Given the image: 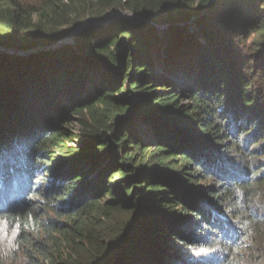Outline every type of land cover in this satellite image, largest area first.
Listing matches in <instances>:
<instances>
[{
    "label": "trees",
    "instance_id": "1",
    "mask_svg": "<svg viewBox=\"0 0 264 264\" xmlns=\"http://www.w3.org/2000/svg\"><path fill=\"white\" fill-rule=\"evenodd\" d=\"M219 2L0 0L20 51L143 18L0 50V264H264V0Z\"/></svg>",
    "mask_w": 264,
    "mask_h": 264
},
{
    "label": "water",
    "instance_id": "2",
    "mask_svg": "<svg viewBox=\"0 0 264 264\" xmlns=\"http://www.w3.org/2000/svg\"><path fill=\"white\" fill-rule=\"evenodd\" d=\"M120 8H116L115 10L111 11L110 13H108L107 15L103 16L102 18L96 19V18H90L88 20H84L82 22H80L71 32V34H69L68 36H64L63 38H61L57 43H55L54 45L48 46V47H41V48H37V49H32V50H28V51H20V50H16V49H12V48H6L4 46L0 45V50H3L5 52L8 53H17V54H21V55H27L30 54L31 52H35L38 50H45V49H50V48H56V47H60L64 44H68V38H72V36L74 34H76L77 32H79L80 30H82L83 28L91 25V24H104L107 23L115 18H125V19H129V20H133V21H142L143 18L140 17L139 15L130 12L128 10H125V12H120ZM119 13V14H118ZM118 14V15H115ZM195 17H192V19ZM176 24H181V22L178 23H174L173 25ZM170 25H172L171 23H167V24H155V27L162 31L163 29L169 27Z\"/></svg>",
    "mask_w": 264,
    "mask_h": 264
},
{
    "label": "rangeland",
    "instance_id": "3",
    "mask_svg": "<svg viewBox=\"0 0 264 264\" xmlns=\"http://www.w3.org/2000/svg\"><path fill=\"white\" fill-rule=\"evenodd\" d=\"M8 3L9 2H19V3H21L24 7H35V8H41L42 6H43V4L45 3V1L46 0H6ZM65 1H68V0H65ZM222 3V0H220V2H219V5ZM113 10H115V9H112L111 11H113ZM110 11V12H111ZM125 12V10L124 9H122L121 8V10H120V12ZM110 12H108V13H110ZM119 14V13H118ZM118 14H115V15H118ZM85 20H88V19H85ZM84 21V20H83ZM194 23L192 22V25H191V28H190V30L192 31V32H194L197 36H201V34H200V32L199 31H197V29H196V27H194ZM194 27V28H193ZM63 30V32H64V36H68L69 34H71V32H72V30L73 29H71V30H69V28H67V27H64L63 29H61V31ZM63 36V37H64ZM75 36H76V34H74L73 36H72V38L70 39V38H68L69 40H68V44H71V45H74L75 44ZM37 49V48H36ZM159 69V66H157V70ZM176 80L177 79H180V82H182L185 78L184 77H182V74H180V73H177V74H175L174 76H173ZM75 120H76V117L75 116H73L72 117V119H71V121H72V123H71V128L73 129V127L74 128H76V126L74 125V122H75ZM117 178L115 177L113 180H116Z\"/></svg>",
    "mask_w": 264,
    "mask_h": 264
},
{
    "label": "snow or ice",
    "instance_id": "4",
    "mask_svg": "<svg viewBox=\"0 0 264 264\" xmlns=\"http://www.w3.org/2000/svg\"><path fill=\"white\" fill-rule=\"evenodd\" d=\"M7 227H8V222L4 219H0V236L7 235ZM13 234H15V230H13Z\"/></svg>",
    "mask_w": 264,
    "mask_h": 264
}]
</instances>
